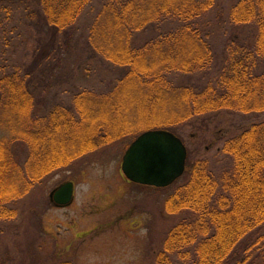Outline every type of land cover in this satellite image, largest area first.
<instances>
[{
    "label": "trees",
    "instance_id": "trees-1",
    "mask_svg": "<svg viewBox=\"0 0 264 264\" xmlns=\"http://www.w3.org/2000/svg\"><path fill=\"white\" fill-rule=\"evenodd\" d=\"M92 2L34 0L30 12L54 44L70 34ZM214 5L215 0H104L86 44L120 74L106 91H72L67 102L55 101L39 115L33 83L38 55L29 67L0 60V222L16 218L10 205L34 185L115 141L131 143L159 129L181 140L180 127L197 117L264 113V0L231 6L229 23L253 25L255 36H233L220 63L204 28ZM149 30L156 34L136 42ZM185 77L194 81L183 82ZM19 144L27 150L23 163L14 152ZM221 153L230 164L218 177L206 159H186V182L164 200L166 213L180 218L156 264H264V121L226 140Z\"/></svg>",
    "mask_w": 264,
    "mask_h": 264
},
{
    "label": "rangeland",
    "instance_id": "rangeland-1",
    "mask_svg": "<svg viewBox=\"0 0 264 264\" xmlns=\"http://www.w3.org/2000/svg\"><path fill=\"white\" fill-rule=\"evenodd\" d=\"M0 2L6 7V11L0 9V60L29 67L38 55L33 72L38 115L55 101L67 102L72 91H106L120 74L93 56L86 44L89 24L104 0H93L70 34L59 36L54 44L49 41L48 28L30 12L34 0ZM235 2L215 0L205 18L217 63L223 60L225 45L233 36L240 40L255 36L253 25L229 23L228 13ZM155 34L144 32L136 42ZM193 81L183 78V82ZM263 121L264 113L228 111L192 119L178 130L188 151L187 162L206 159L218 177L230 164L221 153L223 143ZM129 143L115 141L73 160L12 203L16 218L0 222V264H156V253L180 218L166 213L164 200L187 177L183 175L167 190L128 182L121 160ZM26 151L23 144L14 147L21 163ZM69 181L74 184L73 203L67 208L54 207L50 192Z\"/></svg>",
    "mask_w": 264,
    "mask_h": 264
},
{
    "label": "water",
    "instance_id": "water-1",
    "mask_svg": "<svg viewBox=\"0 0 264 264\" xmlns=\"http://www.w3.org/2000/svg\"><path fill=\"white\" fill-rule=\"evenodd\" d=\"M186 159V148L177 136L166 130H149L129 144L122 156L121 171L133 184L164 189L184 174ZM73 199L74 185L70 181L49 194L54 207H67Z\"/></svg>",
    "mask_w": 264,
    "mask_h": 264
},
{
    "label": "flooded vegetation",
    "instance_id": "flooded-vegetation-1",
    "mask_svg": "<svg viewBox=\"0 0 264 264\" xmlns=\"http://www.w3.org/2000/svg\"><path fill=\"white\" fill-rule=\"evenodd\" d=\"M72 203H73V202H72ZM69 206H71V205H69ZM69 206H68V207H69ZM57 208H59V207H57ZM65 208H66V207H65Z\"/></svg>",
    "mask_w": 264,
    "mask_h": 264
}]
</instances>
